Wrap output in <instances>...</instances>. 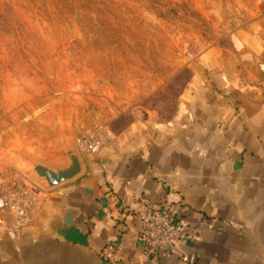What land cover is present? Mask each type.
Masks as SVG:
<instances>
[{
	"label": "crops",
	"instance_id": "obj_1",
	"mask_svg": "<svg viewBox=\"0 0 264 264\" xmlns=\"http://www.w3.org/2000/svg\"><path fill=\"white\" fill-rule=\"evenodd\" d=\"M81 161L59 188L27 183L30 222L15 236L0 213V264H159L140 238L151 204L197 232L171 264H264V0L194 62L171 117L151 113Z\"/></svg>",
	"mask_w": 264,
	"mask_h": 264
},
{
	"label": "rangeland",
	"instance_id": "obj_2",
	"mask_svg": "<svg viewBox=\"0 0 264 264\" xmlns=\"http://www.w3.org/2000/svg\"><path fill=\"white\" fill-rule=\"evenodd\" d=\"M262 1L0 0V184L38 185L24 158L88 132L171 117L194 62Z\"/></svg>",
	"mask_w": 264,
	"mask_h": 264
},
{
	"label": "built area",
	"instance_id": "obj_3",
	"mask_svg": "<svg viewBox=\"0 0 264 264\" xmlns=\"http://www.w3.org/2000/svg\"><path fill=\"white\" fill-rule=\"evenodd\" d=\"M106 141L103 133L88 132L78 138L76 149L78 154L96 158L104 149ZM29 193L30 190L19 183L0 184V213L11 212L15 215L13 226L8 229L11 236H15L30 222ZM120 210L132 213V210L124 206H121ZM140 219L142 223L140 238L145 244L146 254L159 264H171L177 246L192 244L197 240L195 230L181 228L170 210L160 205L151 204ZM2 227L0 223V228Z\"/></svg>",
	"mask_w": 264,
	"mask_h": 264
},
{
	"label": "water",
	"instance_id": "obj_4",
	"mask_svg": "<svg viewBox=\"0 0 264 264\" xmlns=\"http://www.w3.org/2000/svg\"><path fill=\"white\" fill-rule=\"evenodd\" d=\"M36 175L37 183L50 191L77 179L82 173V161L74 145L66 142L63 153L53 162H42L30 157L24 158Z\"/></svg>",
	"mask_w": 264,
	"mask_h": 264
}]
</instances>
